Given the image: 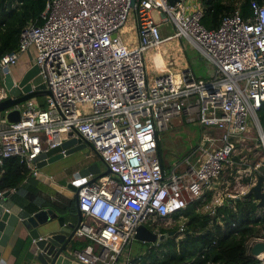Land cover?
Segmentation results:
<instances>
[{
	"label": "built area",
	"instance_id": "obj_1",
	"mask_svg": "<svg viewBox=\"0 0 264 264\" xmlns=\"http://www.w3.org/2000/svg\"><path fill=\"white\" fill-rule=\"evenodd\" d=\"M132 1L46 0L40 19L22 31L17 49L0 55V103L11 97L5 71L19 87L21 79H15L13 68L32 51L33 64L50 92L46 103L30 99L0 112V167L18 159L27 177L38 178V158L77 138L88 142L111 171L80 191L82 223L75 238L94 245L70 252L79 264H143L142 256L132 254L139 227L174 221L176 215L185 220L183 211L208 192L212 200L200 211L216 215L227 199L241 197L255 185L264 163L263 157L247 168L243 155L248 142L257 139L264 153L258 117L264 104V0H250L247 17L242 15L247 0H236L234 11L214 29L203 24L201 0H177L174 5L170 0ZM131 17L137 35L133 47L119 34ZM166 21L176 32L163 37ZM181 38L214 67L210 79L190 69L149 76L146 53ZM15 110L20 122L9 124L6 115ZM178 117L202 129L191 155L198 157L163 168L160 134ZM223 176H240L235 192L226 181L216 191ZM245 177L251 181L242 186ZM6 192L15 194L17 188L0 197ZM153 231L162 235L157 228ZM177 232L182 239L186 221ZM257 260L264 264V256Z\"/></svg>",
	"mask_w": 264,
	"mask_h": 264
},
{
	"label": "trees",
	"instance_id": "obj_2",
	"mask_svg": "<svg viewBox=\"0 0 264 264\" xmlns=\"http://www.w3.org/2000/svg\"><path fill=\"white\" fill-rule=\"evenodd\" d=\"M260 3L263 0H258ZM205 15L203 24L209 29L217 28L223 16L235 9L236 0H201ZM250 0L242 5V15L251 14ZM46 0H0V55L15 51L24 28L40 19L45 11ZM264 130V104L258 112ZM158 153L161 158V142ZM163 168L167 164L162 160ZM27 178V172L18 159L7 161L0 167V193L17 188ZM213 197L208 192L204 199L191 203L182 216L186 221V232L178 243L161 250L160 257L142 256L143 264H261L250 255V243L264 233V212L253 198L235 202L227 199L216 210V215L201 212V208L210 203ZM179 219V216L176 217ZM173 231H163L169 234ZM162 247L160 243L158 249Z\"/></svg>",
	"mask_w": 264,
	"mask_h": 264
},
{
	"label": "water",
	"instance_id": "obj_3",
	"mask_svg": "<svg viewBox=\"0 0 264 264\" xmlns=\"http://www.w3.org/2000/svg\"><path fill=\"white\" fill-rule=\"evenodd\" d=\"M177 0H170L172 5ZM135 1H132V5ZM39 68L33 64L22 76L19 87H14V80L8 70L5 71V85L10 93V98L0 103V112L6 111L13 106L22 104L30 99H36L50 95L43 84V79L39 75ZM20 111L15 110L6 115L9 124L20 122ZM90 149L96 158L90 156L78 159L63 167V172L67 175L54 187L56 192H60L65 197L75 201L76 214L71 216H59L53 210L30 212L17 206L9 192L0 197V260L5 252L10 238L16 233L26 247L27 260L23 264H79L71 256L73 248L72 242L82 223V215L79 210L78 199L81 189L102 177L108 176L111 171L108 165L97 156L93 147L82 139H71L65 141L60 147L43 153L38 158V168L44 169L68 156ZM64 151V154L62 153ZM104 165L105 171H102ZM81 169L73 172L75 168ZM43 181L51 184L52 179L40 176ZM61 190V191H60ZM253 198L257 202L259 209L264 210V163L259 167L257 182L241 197L234 199L235 202ZM27 232L28 239L23 238V233ZM176 232L159 235L147 226L143 225L137 229L135 239L143 243H161L168 238H172ZM251 254L258 258L264 254V241L256 243ZM263 264V263H262Z\"/></svg>",
	"mask_w": 264,
	"mask_h": 264
},
{
	"label": "rangeland",
	"instance_id": "obj_4",
	"mask_svg": "<svg viewBox=\"0 0 264 264\" xmlns=\"http://www.w3.org/2000/svg\"><path fill=\"white\" fill-rule=\"evenodd\" d=\"M155 19L157 21H161V17L154 13ZM44 22L41 20L39 24H43ZM134 26V18H130L126 26L121 29L119 32L122 37L124 43L126 45H130L133 47L136 43V31L133 29ZM176 32L174 25L170 21H166L162 27L163 37L171 36ZM159 53V51H157ZM156 51H149L146 53V69L150 77H156L162 71H167L166 67H160L161 69H157L156 65H158V60L155 63L154 57L157 54ZM160 54L164 58L166 65L171 68L172 71H183L186 69L192 70L195 75L199 78L210 79L214 73V67L211 65L209 61H207L200 51L195 48L191 43H189L186 39H174L162 45L160 48ZM160 56V55H158ZM157 56V57H158ZM157 59V58H156ZM32 63V62H31ZM30 63V64H31ZM33 65V63H32ZM31 65V66H32ZM22 66V65H21ZM25 70L20 67L19 70L13 68V75L15 79L20 80L21 77L25 74ZM48 97H39L35 100L40 103H46ZM252 127L253 134L252 136L257 137L256 129L254 126ZM203 135V131L200 126L196 123H188L184 117H178L171 121L170 129L168 131H164L160 134V142H161V158L167 164V167H176L177 165H181L188 157H191L195 148L198 146V143ZM260 143L259 139L256 141L248 142L247 146L249 150H244L243 155L246 158H249V165L254 166L256 163H260L262 158L264 157V153L261 148H258L256 144ZM94 154L89 148L83 150L82 152L73 154L68 157H72L71 159L78 160L84 159L85 157L91 156ZM198 156H192L190 158L191 162H195ZM103 169H105L104 165H101ZM229 177V180L226 177L219 178L217 184L215 185L216 191L221 192V185L223 182L227 181V183L231 184L229 186V190L235 192L234 186L236 185V180L240 178V176ZM247 182L243 179H240V184L245 186ZM225 189V188H224ZM203 213V211H201ZM178 217V215L174 216ZM174 221H159L156 225L157 228L166 231L167 227L170 229H174L176 234L162 243V247L158 249L156 244L152 243H143L135 239L132 245V254L136 257L137 255H141L143 257H148L149 252L154 257H160L162 251L168 249V246H172L175 239L177 243V247L179 246V242L181 239L180 234L177 232L178 226L181 222L185 220L174 218ZM149 229L154 230L155 226H151L150 223L147 224ZM169 229V230H170ZM74 250L81 249L82 246L78 244L77 241L72 242ZM166 247V249H165ZM262 264V263H261Z\"/></svg>",
	"mask_w": 264,
	"mask_h": 264
},
{
	"label": "crops",
	"instance_id": "obj_5",
	"mask_svg": "<svg viewBox=\"0 0 264 264\" xmlns=\"http://www.w3.org/2000/svg\"><path fill=\"white\" fill-rule=\"evenodd\" d=\"M158 55H161L160 50H159V53L157 52V54L154 57L155 63L157 62L156 57ZM34 57H35L34 52L32 51L30 54H27L24 57H22V59L19 62V65L15 68L19 70L20 67H22V69L25 70L24 72L26 73L27 70L31 67L32 63L34 62ZM162 67H166L167 70H171L170 68L171 66L168 67L166 65L165 60H164V64ZM156 68L161 69L160 67H158V65H156ZM40 104H43V103H40ZM71 158L72 157H66L40 170V174L42 177L45 176V177H49L52 179L51 184L43 181V179L39 177L38 178L32 177V176L27 177L25 181L18 187L17 193L11 195L16 205L20 206L23 210H27L32 213L37 212V211L53 210L55 213L59 214V216H64V215L69 216V220H71V216L76 214L75 201L71 200L69 197H65L60 192L59 193L56 192L54 189V187H57L56 185L58 184V182L66 177L67 174L63 172V167L73 162L75 158L73 160ZM90 158H96L95 154H91ZM249 164L251 163H250L249 158H247V166L245 167L249 168L251 166ZM80 169H81L80 167L75 168L73 172H77ZM102 171H105V169L102 168ZM244 180L247 182L246 184H248L251 181V179L247 177L243 178V181ZM263 212L264 210L260 209V211L258 212L259 216H262ZM156 225L157 224L154 225L155 228H157ZM159 230L163 234V230L161 229ZM164 230L173 231L174 229H170V230L164 229ZM27 234L28 233L25 231L23 233V238L25 239V241L27 239V242L30 243L31 240L28 239ZM260 239H263V240H260ZM75 241H77L78 244L82 246L81 249H84L85 247L89 245H94V242L87 238H80V239H76ZM260 241H264V233L259 238L251 241L250 243L251 248L249 251L251 256H252L251 250H252L253 245H255L256 243ZM81 249H76V250H81ZM72 251H75L74 248L71 249V252ZM25 253H26L25 244L20 238L17 239V234L15 233L10 238L8 246L2 255L3 259L0 260V264H23L27 260ZM138 256H141V255H137L136 257Z\"/></svg>",
	"mask_w": 264,
	"mask_h": 264
},
{
	"label": "bare ground",
	"instance_id": "obj_6",
	"mask_svg": "<svg viewBox=\"0 0 264 264\" xmlns=\"http://www.w3.org/2000/svg\"><path fill=\"white\" fill-rule=\"evenodd\" d=\"M157 58V60H158V62H159V64H158V67H161L163 64H164V59L162 58V56L160 55V56H158V57H156ZM160 65V66H159ZM262 256H264V255H261V257Z\"/></svg>",
	"mask_w": 264,
	"mask_h": 264
},
{
	"label": "flooded vegetation",
	"instance_id": "obj_7",
	"mask_svg": "<svg viewBox=\"0 0 264 264\" xmlns=\"http://www.w3.org/2000/svg\"><path fill=\"white\" fill-rule=\"evenodd\" d=\"M174 232H176V231L174 230Z\"/></svg>",
	"mask_w": 264,
	"mask_h": 264
}]
</instances>
